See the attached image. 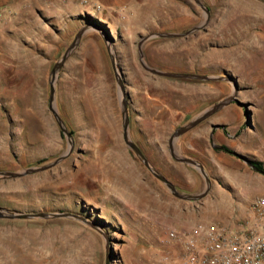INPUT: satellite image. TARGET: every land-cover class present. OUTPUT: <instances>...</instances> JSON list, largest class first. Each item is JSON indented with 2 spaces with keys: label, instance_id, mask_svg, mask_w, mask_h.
Returning a JSON list of instances; mask_svg holds the SVG:
<instances>
[{
  "label": "rangeland",
  "instance_id": "obj_1",
  "mask_svg": "<svg viewBox=\"0 0 264 264\" xmlns=\"http://www.w3.org/2000/svg\"><path fill=\"white\" fill-rule=\"evenodd\" d=\"M200 1L207 13L195 0H0V171L47 164L68 148L49 109L51 70L85 27L54 82L55 109L73 148L51 168L0 178V207L70 212L100 225L113 246L111 264H163L173 249L166 244L169 229L250 222V202L264 192V174L214 148L209 136L219 124L213 143L264 171V0ZM198 25L184 35L150 37L139 51L144 35L185 33ZM108 45L127 93L129 138L185 194L201 193L206 181L196 167L172 157L168 139L234 85L159 75L146 66L236 80L238 101L174 143L180 155L203 163L211 184L200 197L173 195L125 144ZM113 152L133 175L123 185L88 165L100 157L107 162ZM105 243L102 233L73 217H0V264H105Z\"/></svg>",
  "mask_w": 264,
  "mask_h": 264
},
{
  "label": "water",
  "instance_id": "obj_2",
  "mask_svg": "<svg viewBox=\"0 0 264 264\" xmlns=\"http://www.w3.org/2000/svg\"><path fill=\"white\" fill-rule=\"evenodd\" d=\"M195 1L197 4H199V6L206 13L208 12V8L200 0H195ZM200 26L201 25L195 26L185 33H150V34L144 35V36H142V38L139 42V45H138L139 51H140V53H142L141 52V44L143 43V41H145L146 39H148L150 37H154V36H161V37L180 36V35L187 34L191 30H195V29L199 28ZM84 30H85V27H82L78 30L73 41L65 49V51L63 52L60 59H58L55 62V64L52 67V70H51L49 109L53 113V115L55 116L61 131L67 135L68 148L60 156H58L56 159H54L53 161H51L47 164L28 167V168H25V169H22L19 171H11V170L0 171V178H18V177H22V176H25V175H28L31 173H36V172L46 170V169L51 168L52 166L56 165L62 159H64L69 154V152L72 150L73 141H72L71 135L67 131L62 119L60 118V116L58 115V113L55 109V105H54V90H55L54 89V82L56 79V74H57L58 69L63 65V63H64L65 59L67 58V56L69 55V53L75 48V46L77 45L79 38L81 37ZM107 49L110 52V54L112 55L113 68H114L115 74L118 78V83L120 86V101H121V113H122V138H123L125 144L127 145V147H129L136 154V156L149 169V171L157 179H159L162 183H164L166 185V187L171 191V193L173 195H175L179 198H184V199H193L196 197H200L201 195H203L208 190V188L211 184L210 179L208 177V174L206 173L203 165L200 164L198 161H196L192 158L180 155L178 153L177 149L175 148L174 143H175V140L177 139V137H179L181 134L187 132L192 127H194L195 125H197L201 121H203L206 118H208L209 116H211L213 113H215L220 108L224 107L225 105H227L230 102L238 101V99L236 98V89L238 87L236 80L234 78H232L231 76L217 77V76L202 75V74H196V73H178V72L164 71V70L156 69L154 67L146 66V68L148 70H150L153 73L159 74V75L171 76V77L196 78V79H205V80L220 78V79H224V80H229L234 85V89L229 95H227L225 98L217 101L212 106L205 108L202 112H200L199 114L194 116L186 124L177 127L173 131V133H171V135L168 139V148H169V151H170V154L172 155V157L178 161H181V162H184V163H187V164H190V165H193L194 167H196L201 172V174L204 176L205 181H206V187L204 188V190L201 193L196 194V195L185 194V193L179 192L170 180H168L165 176H163L161 173L156 171L150 165L147 157L144 155V153L141 151V149L129 138V113H128L127 93L125 91L123 81L121 79V74L117 71L115 59L113 57L111 46L108 45ZM218 126H220V125L219 124L213 125V128L218 127ZM212 146L220 148V149H224L226 151H229V148H227L223 145L212 144ZM230 152L233 155H236L238 158L245 161L247 164L252 166L254 169L259 171L260 173L264 174V171L262 169L255 166L244 155H242L236 151H233V150H231ZM0 217L1 218H11V219H14V218L21 219V218L73 217L76 219H81L85 223L89 224L90 226L97 229L100 233L103 234V236L105 237V241H106V243H105V264H111V260H112V256H113V246L110 243L108 234L105 232V230L100 225H97V224L91 222L90 220L85 219L84 217H82L80 215H77L75 213H70V212H41V211L40 212H21V211H14V210H9V209L0 207Z\"/></svg>",
  "mask_w": 264,
  "mask_h": 264
},
{
  "label": "built area",
  "instance_id": "obj_3",
  "mask_svg": "<svg viewBox=\"0 0 264 264\" xmlns=\"http://www.w3.org/2000/svg\"><path fill=\"white\" fill-rule=\"evenodd\" d=\"M252 218L241 227L197 223L169 229L163 264H264V192L250 202Z\"/></svg>",
  "mask_w": 264,
  "mask_h": 264
},
{
  "label": "bare ground",
  "instance_id": "obj_4",
  "mask_svg": "<svg viewBox=\"0 0 264 264\" xmlns=\"http://www.w3.org/2000/svg\"><path fill=\"white\" fill-rule=\"evenodd\" d=\"M110 121V120H109ZM108 120H106L107 126L109 127V129H112V125L109 123ZM183 139V138H182ZM98 156V155H97ZM101 159L97 158V159H90L88 160V165L92 168V169H102V174L101 176L103 178H106L107 176L111 177L114 176L115 177V181L114 183H116V185L118 183H122L121 185L124 184L125 181H130L131 180V176H133L131 174V169L126 167L125 164H127V162L125 163L118 154H115L114 152L110 154V156L108 157L109 159L107 160V162H105V159L100 157ZM84 161V160H83ZM130 164V163H129ZM80 166V164H79ZM96 169V170H97ZM69 172V171H68ZM133 172V171H132ZM67 173V172H66ZM65 173V175H66ZM80 173V172H79ZM71 174V172H70ZM69 176V175H68ZM73 176V175H72ZM137 176V175H136ZM61 178V176H59ZM64 177V176H63ZM59 178V179H60ZM96 178V177H95ZM112 178V177H111ZM116 178L118 179V181H116ZM65 179V178H64ZM94 179V178H93ZM100 179V178H99ZM70 180V178L68 179ZM101 180V179H100ZM105 180V179H104ZM138 180V179H137ZM110 181V179L108 180ZM122 181V182H120ZM105 182V181H104ZM57 183V182H56ZM110 183L106 181V184ZM112 183V181H111ZM134 183V182H133ZM100 184V183H99ZM101 184H103L101 182ZM138 184V183H137ZM112 185V184H111ZM114 185V184H113ZM133 185V184H132ZM135 185V184H134ZM101 186V185H100ZM115 186V185H114ZM125 186V185H124ZM127 186V185H126ZM125 186V187H126ZM136 186V185H135ZM116 187V186H115ZM122 187V186H121ZM124 187V188H125ZM132 187V186H131ZM137 187V186H136ZM139 187V186H138ZM141 188V187H140ZM111 189V188H110ZM120 189V187L118 188ZM133 188H131L130 190H132ZM144 189V188H143ZM124 190V189H123ZM129 190V191H130ZM145 190V189H144ZM143 190V191H144ZM115 192V191H114ZM121 192V191H120ZM126 192V191H125ZM122 194V193H121ZM123 195V194H122ZM137 199V198H136Z\"/></svg>",
  "mask_w": 264,
  "mask_h": 264
},
{
  "label": "flooded vegetation",
  "instance_id": "obj_5",
  "mask_svg": "<svg viewBox=\"0 0 264 264\" xmlns=\"http://www.w3.org/2000/svg\"><path fill=\"white\" fill-rule=\"evenodd\" d=\"M216 125V124H215ZM215 129H216V127H214V128H212V130H211V132H210V136H209V139H210V142H211V144H216V145H223V144H221V143H213V137H214V133H215ZM223 146H225V145H223ZM226 147V146H225ZM214 148H217V147H214ZM228 148V147H227ZM220 149V148H219ZM221 150H223V151H225V152H227V153H230V154H232L230 151H231V149H229V151H226V150H224V149H221ZM184 156V155H183ZM186 157H189V156H186ZM189 158H192V157H189ZM192 159H194V158H192ZM249 160H250V158H248ZM194 160H196V161H198L200 164H202L203 165V163H202V161L201 160H199V159H194ZM252 163H253V161L254 160H250ZM255 162V161H254ZM254 164V163H253ZM255 165V164H254ZM256 166V165H255Z\"/></svg>",
  "mask_w": 264,
  "mask_h": 264
},
{
  "label": "trees",
  "instance_id": "obj_6",
  "mask_svg": "<svg viewBox=\"0 0 264 264\" xmlns=\"http://www.w3.org/2000/svg\"><path fill=\"white\" fill-rule=\"evenodd\" d=\"M253 163H254L258 168L262 169V167H261V165H260L259 163L254 162V161H253Z\"/></svg>",
  "mask_w": 264,
  "mask_h": 264
},
{
  "label": "crops",
  "instance_id": "obj_7",
  "mask_svg": "<svg viewBox=\"0 0 264 264\" xmlns=\"http://www.w3.org/2000/svg\"><path fill=\"white\" fill-rule=\"evenodd\" d=\"M215 125V124H212V126ZM234 151V150H233Z\"/></svg>",
  "mask_w": 264,
  "mask_h": 264
}]
</instances>
